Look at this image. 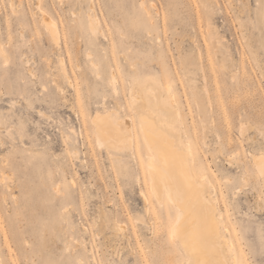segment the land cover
<instances>
[{
    "label": "rangeland",
    "instance_id": "obj_1",
    "mask_svg": "<svg viewBox=\"0 0 264 264\" xmlns=\"http://www.w3.org/2000/svg\"><path fill=\"white\" fill-rule=\"evenodd\" d=\"M134 88L170 106L235 263L264 264V0H0V264H191Z\"/></svg>",
    "mask_w": 264,
    "mask_h": 264
},
{
    "label": "bare ground",
    "instance_id": "obj_2",
    "mask_svg": "<svg viewBox=\"0 0 264 264\" xmlns=\"http://www.w3.org/2000/svg\"><path fill=\"white\" fill-rule=\"evenodd\" d=\"M91 28L94 29L95 26L91 25ZM137 89H133L132 98L135 104L141 105L144 109V113H141V128L151 148L147 167L152 189L159 199L161 192L165 190L170 202L177 208L175 219L171 223L172 236L179 240L191 264H232L229 255L233 264H236L232 243L226 235L229 228L223 224L217 199L206 190V173L197 171L191 164L186 152L187 149L191 152V148L185 150L180 141L178 144L175 143L160 126L165 120L160 116V111L167 110L170 106L158 93L151 96L150 91L146 92L148 88ZM167 115L169 113H165L164 116ZM130 123L128 120L121 124L106 120L102 125L100 121L98 125L101 124L102 131L97 133L99 140L113 137V146L114 144L118 146V141L126 139L130 133L125 130L127 127L123 126L129 128ZM98 125L96 124L97 127ZM263 164L264 161L257 165L264 173Z\"/></svg>",
    "mask_w": 264,
    "mask_h": 264
}]
</instances>
